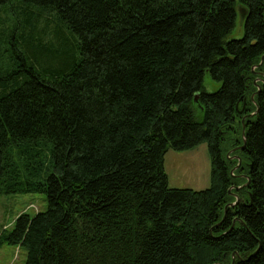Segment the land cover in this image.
I'll return each instance as SVG.
<instances>
[{"label": "trees", "instance_id": "16d2710c", "mask_svg": "<svg viewBox=\"0 0 264 264\" xmlns=\"http://www.w3.org/2000/svg\"><path fill=\"white\" fill-rule=\"evenodd\" d=\"M262 57L264 0H0V195L47 202L0 242L23 264H264ZM201 144L210 187L170 188L167 151Z\"/></svg>", "mask_w": 264, "mask_h": 264}, {"label": "rangeland", "instance_id": "374dc122", "mask_svg": "<svg viewBox=\"0 0 264 264\" xmlns=\"http://www.w3.org/2000/svg\"><path fill=\"white\" fill-rule=\"evenodd\" d=\"M44 31L49 33L50 30L45 28ZM242 36L243 24L237 15L235 27L225 40L240 39ZM201 86L203 92L212 93L219 83L205 72ZM164 169L170 188L205 190L210 187V161L206 144L187 151L168 150L164 156ZM46 208L43 194L0 195V238L13 229L16 218L21 214L33 217ZM25 259L26 252L21 247L0 242V264H23Z\"/></svg>", "mask_w": 264, "mask_h": 264}, {"label": "water", "instance_id": "95a60500", "mask_svg": "<svg viewBox=\"0 0 264 264\" xmlns=\"http://www.w3.org/2000/svg\"><path fill=\"white\" fill-rule=\"evenodd\" d=\"M239 14H240V16H241V18H243L244 16H245V14H246V10L245 9H243V8H239ZM263 57L261 58V63H262V61H263ZM262 77H263V79L262 78H257V79H255L254 80V84L256 85V83L257 82H261V83H263L264 84V74H262V73H259ZM259 86L257 85V89H258V91L260 90L259 88H258ZM258 91L255 93V94H257L258 93ZM242 123H243V120H242ZM244 126L242 127V135L244 134ZM243 147H241L240 149H242ZM239 163H240V161H239ZM237 202V201H236ZM236 202L235 203H231V204H229L228 206H230V207H232V206H234L235 204H236ZM233 262H234V257H232V264H233Z\"/></svg>", "mask_w": 264, "mask_h": 264}]
</instances>
